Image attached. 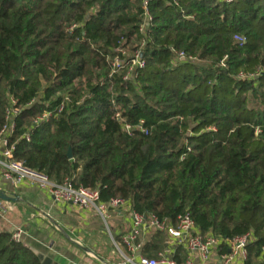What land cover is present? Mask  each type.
I'll list each match as a JSON object with an SVG mask.
<instances>
[{"label":"trees","instance_id":"1","mask_svg":"<svg viewBox=\"0 0 264 264\" xmlns=\"http://www.w3.org/2000/svg\"><path fill=\"white\" fill-rule=\"evenodd\" d=\"M142 1L0 0V130L13 100L15 160L173 225L188 213L202 236L251 231L260 264L264 0H149L141 31ZM0 264L41 262L2 232Z\"/></svg>","mask_w":264,"mask_h":264},{"label":"crops","instance_id":"2","mask_svg":"<svg viewBox=\"0 0 264 264\" xmlns=\"http://www.w3.org/2000/svg\"><path fill=\"white\" fill-rule=\"evenodd\" d=\"M0 191L15 198L0 217V233L21 230L20 242L40 253L43 264H124L126 257L135 262L140 255H168L179 263L186 258V249L175 245L165 233L161 232L165 245L156 243V230L142 231L138 238L141 248L134 254L128 252L121 240L132 226L129 204L107 208L104 219L94 210L56 203L36 185L13 186L1 172ZM217 263L216 254L211 264Z\"/></svg>","mask_w":264,"mask_h":264},{"label":"built area","instance_id":"3","mask_svg":"<svg viewBox=\"0 0 264 264\" xmlns=\"http://www.w3.org/2000/svg\"><path fill=\"white\" fill-rule=\"evenodd\" d=\"M148 4L149 0H143L141 3L143 11L141 31L145 30L146 25L152 19ZM234 38L239 42L244 41L240 36H234ZM177 55L180 59H194L192 57H185L182 52ZM118 59L114 60L112 68H119L123 63L120 59L118 62ZM144 65L141 53L136 52L132 57L130 65H128L124 79L132 78L135 69L143 68ZM62 108L63 104H60L54 111L42 113L36 118L35 124L47 121L60 112ZM19 111L20 109L15 106V101L11 100V105L5 111V123L0 130V172L4 180L10 182L13 186H19L24 183L36 185L44 190L54 202L71 203L85 210H94L104 219L108 216L107 208H118L128 205L127 201L119 198L102 202L96 189L85 186L75 187L68 179H65L61 183H55L43 172L15 160L13 157L14 146L9 143L8 139L15 129V118ZM126 128L130 129L128 126ZM141 130L145 132L144 129ZM25 139L29 140V134L25 135ZM8 208V201L0 200V217L5 215ZM131 217V230L121 240V243L126 247L128 252L134 254L139 251L141 243L138 238L142 231L156 230L165 233L175 245L185 248L187 255L182 263L177 262L168 255H163L160 258H150L140 255L135 262L126 257L124 264H211L216 254L218 258L217 264H245L249 257V247L254 241V235L251 231L226 240L214 236H202L188 213L179 215L176 218L175 225L166 218L159 219L152 214L143 215L132 211ZM21 232V230H16L12 233V239L15 242H20ZM195 259H197V262ZM259 262L260 264H264V248L261 249Z\"/></svg>","mask_w":264,"mask_h":264},{"label":"water","instance_id":"4","mask_svg":"<svg viewBox=\"0 0 264 264\" xmlns=\"http://www.w3.org/2000/svg\"><path fill=\"white\" fill-rule=\"evenodd\" d=\"M67 156H68V158L71 157L70 152H68ZM0 200L12 202L15 200V198H13L12 196H9V195L5 194L4 192L0 191ZM30 250L38 257L41 264H43L44 257L40 253H38L36 250H34L32 248Z\"/></svg>","mask_w":264,"mask_h":264},{"label":"rangeland","instance_id":"5","mask_svg":"<svg viewBox=\"0 0 264 264\" xmlns=\"http://www.w3.org/2000/svg\"><path fill=\"white\" fill-rule=\"evenodd\" d=\"M127 57H129V55H127ZM120 60L118 59V62H119ZM122 61V60H121Z\"/></svg>","mask_w":264,"mask_h":264}]
</instances>
